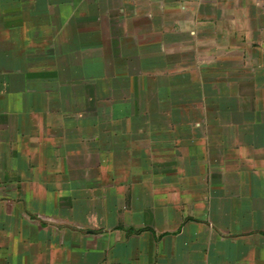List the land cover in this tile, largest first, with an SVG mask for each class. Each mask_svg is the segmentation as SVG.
<instances>
[{"label":"crops","instance_id":"1","mask_svg":"<svg viewBox=\"0 0 264 264\" xmlns=\"http://www.w3.org/2000/svg\"><path fill=\"white\" fill-rule=\"evenodd\" d=\"M81 1L0 0V264H264V0Z\"/></svg>","mask_w":264,"mask_h":264},{"label":"rangeland","instance_id":"2","mask_svg":"<svg viewBox=\"0 0 264 264\" xmlns=\"http://www.w3.org/2000/svg\"><path fill=\"white\" fill-rule=\"evenodd\" d=\"M68 0H63V2L62 3H65V2H67ZM78 3L80 2V0H76ZM117 0H97V3H96V5H93V6H91L92 5V0H84V1H81V2H83L84 4L82 5H76V7L78 8V9H84V10H86V8H89L91 11H98V12H100V11H102V9L104 10L105 8H107L108 9V7L111 5L110 3H112V2H115V5H113V8H110V9H113V11L115 12V10H116V12H119L118 10L120 9V8H123L124 10V12H126L127 11V9H128V6H126L125 4L124 5H122V3H119L117 6H116V2ZM106 2H108V5L107 4H105ZM106 5H107V7H106ZM133 6V7H132ZM53 7L54 6H50L49 8H48V11H52L53 10ZM61 7H63L62 9H61V11H63V12H70V9H71V11L72 10H74V5L73 6H71V5H61ZM73 7V8H72ZM142 5L140 4V2L138 3V1H137V3H136V6L134 7V4L133 5H131V9L133 8L134 9V11H136L137 13H138V11H142ZM65 8V9H64ZM84 10H82V11H84ZM128 12V11H127ZM68 33V32H67ZM67 35V34H66ZM65 41H66V43H68V41H69V36H66V38H65Z\"/></svg>","mask_w":264,"mask_h":264},{"label":"trees","instance_id":"3","mask_svg":"<svg viewBox=\"0 0 264 264\" xmlns=\"http://www.w3.org/2000/svg\"><path fill=\"white\" fill-rule=\"evenodd\" d=\"M128 231V230H127Z\"/></svg>","mask_w":264,"mask_h":264}]
</instances>
